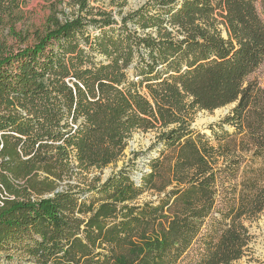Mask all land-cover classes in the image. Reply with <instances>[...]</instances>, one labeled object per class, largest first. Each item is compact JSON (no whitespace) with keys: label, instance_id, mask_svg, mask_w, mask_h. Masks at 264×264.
<instances>
[{"label":"trees","instance_id":"1","mask_svg":"<svg viewBox=\"0 0 264 264\" xmlns=\"http://www.w3.org/2000/svg\"><path fill=\"white\" fill-rule=\"evenodd\" d=\"M27 1L0 0V264L241 260L252 237L240 219L264 212V186L247 181L232 206L221 183L238 149L264 161V89L249 80L264 2L262 16L259 0H150L118 22L90 6L101 0H69L75 14L26 45L14 25ZM228 105L214 147L193 120ZM140 132L158 157L131 152L117 169Z\"/></svg>","mask_w":264,"mask_h":264},{"label":"rangeland","instance_id":"2","mask_svg":"<svg viewBox=\"0 0 264 264\" xmlns=\"http://www.w3.org/2000/svg\"><path fill=\"white\" fill-rule=\"evenodd\" d=\"M264 0H259L256 7L259 14L262 15L261 3ZM150 0H126L124 7L121 10H117L119 2L116 0H101L99 2L90 3V6L97 10L103 9L107 12L114 11L116 14V20L121 22V17L125 16L145 5H148ZM76 8H74L69 0H28L27 3L20 9L19 21L15 23L14 28L18 33H21L26 39V45H31L34 43L35 37L37 35L43 34L49 28L54 26L55 20L63 22L65 19H69L75 14ZM263 16V15H262ZM264 18V16H263ZM91 34L97 35V30H90ZM10 44L15 42L10 39ZM103 60V58L101 59ZM128 77L131 80L135 79V72L131 69L127 72ZM249 80L256 81L259 86L264 89V61L259 66V68L250 75ZM234 105H228L223 108L216 109L212 112L199 111L196 113L192 129L196 132L206 135L210 138V144L216 147L217 142L214 140L215 136H222L220 131V125L223 119L229 114ZM223 128L229 134H232L235 130L234 128L223 125ZM215 132L216 135L213 134ZM127 149L124 152V158L117 164V169H119L124 161H127L131 155V152L145 153L151 158L158 157L159 150L155 149L154 133H135L129 142ZM235 156L240 160L238 165V171L233 180L225 178L222 180L221 186L224 187L222 191L223 196L220 200H226L224 203H228L232 206H236L239 203V192L242 187L245 186L246 182L249 180H258L259 183L264 186V161L252 159L250 153H246L243 150L238 149ZM149 160L142 158L139 162V168L142 173H149L150 168L148 166ZM221 165V163H219ZM115 169L114 166L109 167L104 171H108L106 177L104 176V171L99 175L95 173V176H100L102 180H105L111 172ZM137 173V172H136ZM140 173V171L138 172ZM137 173V174H138ZM138 176L135 180L138 182ZM232 194V190H234ZM226 191V192H225ZM155 196L151 193H146L142 195L137 203L140 205L143 202H150L155 200ZM223 211H226L227 206H222ZM217 218L220 217L217 215ZM240 222L247 228L249 234L252 237V242L248 246L244 257L234 264H264V212L257 216H243ZM226 221L225 224H228ZM200 237L198 238V240ZM199 242L197 241L188 252V257L186 260H192L193 257L197 255ZM187 263L186 261L182 264Z\"/></svg>","mask_w":264,"mask_h":264},{"label":"water","instance_id":"3","mask_svg":"<svg viewBox=\"0 0 264 264\" xmlns=\"http://www.w3.org/2000/svg\"><path fill=\"white\" fill-rule=\"evenodd\" d=\"M131 143H129L130 145ZM108 174V171H104V176L106 177V175Z\"/></svg>","mask_w":264,"mask_h":264}]
</instances>
